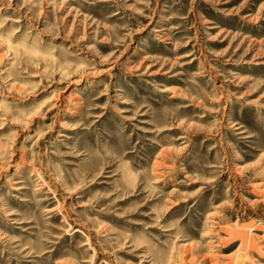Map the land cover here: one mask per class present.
Returning a JSON list of instances; mask_svg holds the SVG:
<instances>
[{"label":"rangeland","instance_id":"1","mask_svg":"<svg viewBox=\"0 0 264 264\" xmlns=\"http://www.w3.org/2000/svg\"><path fill=\"white\" fill-rule=\"evenodd\" d=\"M0 264H264V0H0Z\"/></svg>","mask_w":264,"mask_h":264}]
</instances>
